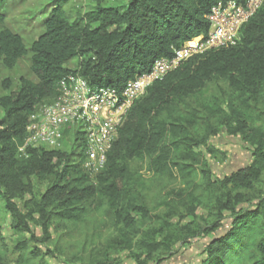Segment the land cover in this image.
I'll list each match as a JSON object with an SVG mask.
<instances>
[{"label": "trees", "instance_id": "1", "mask_svg": "<svg viewBox=\"0 0 264 264\" xmlns=\"http://www.w3.org/2000/svg\"><path fill=\"white\" fill-rule=\"evenodd\" d=\"M52 1L43 32L30 48L5 26L0 14V62L12 70L31 53L30 70L36 79L21 77L16 91L6 80L8 93L0 98V200L10 227L26 234L15 250L28 251L33 260L55 258L74 246L62 245L72 236L69 225L107 216L116 229L110 243L128 250L136 264H163L175 255L176 244L201 236L212 237L197 264H264V126H257V121L264 122V111L257 108L264 95V5L244 25L236 46L191 58L134 103L105 168L93 178L82 165L85 140L80 134L74 135L70 151L27 148L20 154L35 108L53 103L59 81L69 74H79L93 88L123 90L130 80L150 73L157 60L172 59L174 50L206 37L207 17L222 0H126L123 8L94 0L95 8L75 21L64 10L68 0ZM73 60L76 67L70 69ZM218 82L244 97L239 104L245 109L232 104L224 114L212 101L204 102L201 111L182 113L181 103ZM190 128H196L193 135ZM224 129L231 135L247 133L252 161L219 179L204 167L202 150L194 148H208L206 139ZM198 130L205 132L204 141L197 137ZM137 160L146 163L148 180L128 167ZM33 178L48 180L40 198ZM153 189L161 195L156 207L163 208L164 215L147 228L145 222L153 219L147 218ZM188 196L191 201L184 200ZM179 207L191 215L194 207L205 208L209 221L204 226L196 220L173 225ZM226 219L231 220L228 229L213 237ZM60 222L67 232L54 241L51 229ZM88 246L92 254L95 242L86 237L77 260L71 256L64 264L84 263Z\"/></svg>", "mask_w": 264, "mask_h": 264}, {"label": "rangeland", "instance_id": "2", "mask_svg": "<svg viewBox=\"0 0 264 264\" xmlns=\"http://www.w3.org/2000/svg\"><path fill=\"white\" fill-rule=\"evenodd\" d=\"M126 4V0H102V5L104 7H118L123 8ZM96 4L94 0H68L65 5L64 10L68 17L75 21L79 16H83L86 13L92 11ZM54 7L52 0H0V14L5 16V26L12 30L14 33L20 35L26 46L28 48L38 39V37L43 32V21L50 15L51 10ZM1 29V26H0ZM31 58L32 54L29 53L26 57L20 60L18 65L12 69L8 70L0 62V98L7 95L5 90V81L9 80L11 83V91H16L19 86V79L21 77L29 78L33 81L36 79L31 73ZM76 60L71 61L68 64L70 69H75ZM240 98L242 97L238 92L231 90L226 83L218 82L209 85L206 90L194 97L189 99L187 102L180 104V108L183 114H189L193 111H201L202 104L204 102L212 103L215 101L223 109V113L230 112L232 104H236L235 108L245 109L243 105H240ZM258 109L264 111V95L258 104ZM254 107V105H252ZM3 116V110L0 107V117ZM257 126H264V122L257 121ZM253 128V127H252ZM257 128V127H255ZM194 129L190 128V135H193ZM207 132V131H206ZM198 134V135H197ZM198 138L204 141L205 132L201 130L196 132ZM203 148H194V151H200L205 155L204 167L209 168L212 171L213 176L219 179H223L224 176L231 174L249 165L252 161L251 151L249 149L248 135L243 133H237L231 135L228 130H219L216 134H213ZM72 145L71 138H66L65 151H70ZM212 148L215 150L209 152ZM212 147V148H211ZM128 167L133 173H138L144 177V179H149V172L147 170L146 163L143 161H133ZM94 178V177H93ZM34 193L37 198L45 192L48 184L46 179L33 178ZM182 187H177L174 194H177ZM151 195L154 197L152 202L149 201L148 209L150 211L147 218L152 217V220L145 222L146 227L149 228L154 226L155 217H163L164 209L156 207L160 204L161 195L157 194V190L153 189ZM158 195V197H157ZM184 200H192L190 196L183 197ZM167 208L166 206H163ZM185 208L179 207V212L175 215L171 222L173 225H189L196 220L201 226H204L209 221V217L205 208L194 207V215L185 213ZM171 212V211H170ZM106 218V219H105ZM107 223L104 226V223ZM231 223L230 219L223 221V227L216 232L213 237H217L220 233L227 230ZM63 222L56 223L52 226L51 233L53 240L56 241L59 235L65 234L67 231L72 234L71 238H65L62 243L63 246H69L65 249V254H56L55 258L50 256L47 258H42L40 260H33L28 251L19 252L16 251L14 246L20 240L26 238V234L20 231H15L10 227V218L6 209L4 208V203L0 200V257L3 258V264H64L67 263L68 259L75 256L74 259L77 260L80 255L79 245L84 241L86 237L91 238L95 242V248L90 254L91 247L88 246L87 250L84 252L83 257L85 259L84 263L75 264H136L135 260L131 257L128 250H117L112 246L110 241L116 238V229L114 226V221L111 217L104 216L102 218L90 219L88 223H82L77 227L71 225L68 226L67 231L64 227ZM63 226V227H61ZM63 229H59V228ZM55 229H59L56 230ZM36 235L40 236V230H35ZM98 235L101 239L97 240ZM211 237H197L192 239L188 244L178 243L174 246L173 252L175 255L166 260L163 264H197L202 257V251L204 247L211 240ZM109 241V243H106ZM51 246V245H50ZM45 250L44 248L42 249Z\"/></svg>", "mask_w": 264, "mask_h": 264}, {"label": "built area", "instance_id": "3", "mask_svg": "<svg viewBox=\"0 0 264 264\" xmlns=\"http://www.w3.org/2000/svg\"><path fill=\"white\" fill-rule=\"evenodd\" d=\"M263 5L264 0H244L243 4L220 1L207 17L210 26L206 37L194 38L174 50L172 59L157 60L150 73L130 80L123 90L93 88L79 74L64 76L58 83V98L37 106L30 116L20 154L27 148L65 150L66 138L73 143L74 135L80 134L85 140L83 168L92 177L98 175L134 103L191 58L236 46L242 28Z\"/></svg>", "mask_w": 264, "mask_h": 264}]
</instances>
